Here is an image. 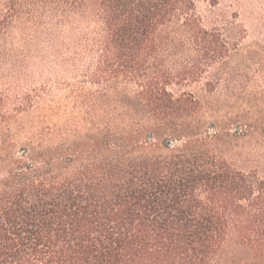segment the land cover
<instances>
[{"label":"trees","instance_id":"obj_1","mask_svg":"<svg viewBox=\"0 0 264 264\" xmlns=\"http://www.w3.org/2000/svg\"><path fill=\"white\" fill-rule=\"evenodd\" d=\"M32 1L58 6L59 28L93 24L97 89L74 92L90 114L55 146L22 132L27 97L7 113L0 91V264H264V174L223 144L247 126L212 116L207 133L206 101L185 88L208 76L214 94L228 58L202 0H0V33ZM232 235L243 259H226Z\"/></svg>","mask_w":264,"mask_h":264},{"label":"rangeland","instance_id":"obj_2","mask_svg":"<svg viewBox=\"0 0 264 264\" xmlns=\"http://www.w3.org/2000/svg\"><path fill=\"white\" fill-rule=\"evenodd\" d=\"M22 6L18 18L0 33V91L5 99L4 110L12 113L27 97V109L19 122L23 124L22 132L39 136L40 145H59V125L71 115L81 124L85 115L90 114L87 100L75 98L74 92L85 87L92 92L97 89L84 83L86 69L94 60L90 52L93 35L88 34L93 24L72 20V27L59 28L58 6L42 1ZM198 9L207 29L214 31L226 45L228 58L218 67L222 80L214 94L204 91L208 76L185 88L206 101L207 133H213L212 116L217 117L216 129L247 126L237 140L223 143L228 146L226 157L239 168L257 169L264 174V0H202ZM185 54L183 51L177 55L180 58ZM100 98L102 114L107 101ZM232 115L237 118L227 122ZM225 251L236 253L241 259L245 256L233 235Z\"/></svg>","mask_w":264,"mask_h":264}]
</instances>
